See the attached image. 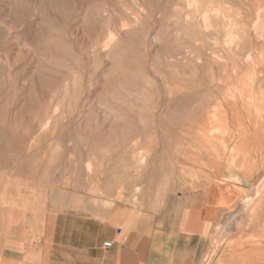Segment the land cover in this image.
<instances>
[{
	"label": "rangeland",
	"instance_id": "obj_1",
	"mask_svg": "<svg viewBox=\"0 0 264 264\" xmlns=\"http://www.w3.org/2000/svg\"><path fill=\"white\" fill-rule=\"evenodd\" d=\"M221 178L237 228L264 207V0H0L1 229L91 185Z\"/></svg>",
	"mask_w": 264,
	"mask_h": 264
},
{
	"label": "crops",
	"instance_id": "obj_2",
	"mask_svg": "<svg viewBox=\"0 0 264 264\" xmlns=\"http://www.w3.org/2000/svg\"><path fill=\"white\" fill-rule=\"evenodd\" d=\"M244 151L252 163V147ZM88 188L62 197L66 211L4 218L0 264H264V210L245 214L237 228L222 226L246 194L230 178L195 183L177 199L137 184Z\"/></svg>",
	"mask_w": 264,
	"mask_h": 264
},
{
	"label": "bare ground",
	"instance_id": "obj_3",
	"mask_svg": "<svg viewBox=\"0 0 264 264\" xmlns=\"http://www.w3.org/2000/svg\"><path fill=\"white\" fill-rule=\"evenodd\" d=\"M235 142H236V141H235ZM235 144H236V143H235ZM233 150H234V149H233ZM208 153H209V152H208ZM229 153H230V152H229ZM235 153H236V152H235ZM227 155H228V154H227ZM238 157H239V156H238ZM228 158H229V156H228ZM233 159H234V158H233ZM236 159H237V158H235L234 160L236 161ZM234 160H233V161H234ZM238 161H239V160H238ZM241 164H242V163H241ZM246 167H247V165H246ZM260 183H261V182H260ZM258 196H259V200L261 199V200L258 201V202H261L262 199H264V188L262 189L260 195L258 194ZM263 210H264V209H262L261 206H260V207L258 208V210H254V209H253L252 211H253L254 213H256V212H260V211H263ZM253 219H254V218H253ZM255 220L258 221V223H259V220H257V219H255ZM255 220H253L252 222L255 223V222H256ZM246 225H247V224H246ZM249 225H250V224H249ZM256 232H257V231H256ZM263 237H264V236H263ZM263 237H262V238H263Z\"/></svg>",
	"mask_w": 264,
	"mask_h": 264
},
{
	"label": "built area",
	"instance_id": "obj_4",
	"mask_svg": "<svg viewBox=\"0 0 264 264\" xmlns=\"http://www.w3.org/2000/svg\"><path fill=\"white\" fill-rule=\"evenodd\" d=\"M103 246H104V247H108V246H110V242H104V243H103Z\"/></svg>",
	"mask_w": 264,
	"mask_h": 264
}]
</instances>
